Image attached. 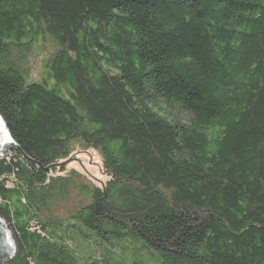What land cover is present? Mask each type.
I'll return each instance as SVG.
<instances>
[{
	"label": "trees",
	"instance_id": "16d2710c",
	"mask_svg": "<svg viewBox=\"0 0 264 264\" xmlns=\"http://www.w3.org/2000/svg\"><path fill=\"white\" fill-rule=\"evenodd\" d=\"M0 116L4 264H264V0H0Z\"/></svg>",
	"mask_w": 264,
	"mask_h": 264
},
{
	"label": "rangeland",
	"instance_id": "374dc122",
	"mask_svg": "<svg viewBox=\"0 0 264 264\" xmlns=\"http://www.w3.org/2000/svg\"><path fill=\"white\" fill-rule=\"evenodd\" d=\"M13 150L14 148H11L6 154H10ZM68 168H74L92 179L95 177L99 181L105 180L100 157L97 152L92 150L76 152L72 156V161L68 164ZM81 248L86 250L90 248V245L82 244ZM93 248L100 249L105 253L112 250L111 246L106 243L102 247L98 248V246L95 245ZM110 260L113 264H132L136 260L145 264H155V262H150L148 260L147 253L140 251L138 247L133 244L126 248H118L116 251L113 250L110 254Z\"/></svg>",
	"mask_w": 264,
	"mask_h": 264
},
{
	"label": "water",
	"instance_id": "95a60500",
	"mask_svg": "<svg viewBox=\"0 0 264 264\" xmlns=\"http://www.w3.org/2000/svg\"><path fill=\"white\" fill-rule=\"evenodd\" d=\"M11 148L18 149L16 143L10 136L8 128L0 116V158L4 157ZM72 158L60 163V166L69 164ZM15 253V244L5 222L0 218V264L8 257H12Z\"/></svg>",
	"mask_w": 264,
	"mask_h": 264
}]
</instances>
